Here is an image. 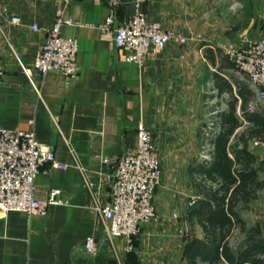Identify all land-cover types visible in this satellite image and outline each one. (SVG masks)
<instances>
[{"label": "crops", "instance_id": "obj_1", "mask_svg": "<svg viewBox=\"0 0 264 264\" xmlns=\"http://www.w3.org/2000/svg\"><path fill=\"white\" fill-rule=\"evenodd\" d=\"M124 1L118 21L133 11L131 0ZM109 11L106 0H0V127L33 129L37 140L68 164L66 169L46 164L36 176L38 198L46 199L51 188H58L65 204L49 206L44 217L0 214V264H118L92 209L93 193L101 204L110 202L103 158L133 151L141 127L153 134L162 182L154 196L157 218L142 226L134 250L125 251L123 238L116 242L124 264H190L189 248L204 235L188 219L190 200L198 195L195 180L204 178L195 168L210 159L201 156L203 94L211 87L230 98L228 91L219 93L218 70L233 93V76L253 90L245 76L238 78L228 67L225 51L264 36V0H147L143 11L149 19L191 39L150 52L142 63L127 61L128 52L114 47L102 26ZM59 15L75 21L61 30L78 39L79 74L74 79L59 71L42 74L33 66ZM214 131L209 130L210 143ZM238 211L264 233V203ZM90 235L99 245L94 254L84 246Z\"/></svg>", "mask_w": 264, "mask_h": 264}, {"label": "built area", "instance_id": "obj_2", "mask_svg": "<svg viewBox=\"0 0 264 264\" xmlns=\"http://www.w3.org/2000/svg\"><path fill=\"white\" fill-rule=\"evenodd\" d=\"M70 1L64 0L65 3ZM106 2L110 11L102 26L112 36L114 47L128 52L125 56L127 61L142 63L144 56L150 52H160L171 43L183 46L191 39L175 29L165 27L158 20L149 19L143 11L147 0H131L133 11L122 21L117 19V10L125 1ZM12 21L18 23L20 19L13 17ZM73 23V19L59 15L48 30L46 41L36 52L33 62L34 68L40 73L59 71L70 79L78 76V39L66 37L61 32L63 25ZM33 29L39 30V27L33 25ZM225 54L245 76L256 99L264 102V36L257 40H247L237 48L227 47ZM253 142L255 145L259 143ZM213 148L214 145L208 146L209 151ZM210 156L209 152L204 157ZM46 164L61 169L68 167V164L57 159L52 147L37 140L33 129L0 127V214L19 211L28 216L44 217L49 206L66 203L60 197L61 190L58 188H51L46 199L37 197L36 176ZM103 164L108 167L106 177L111 200L107 204H101L94 196L85 169L78 162L77 167L93 193L92 209L103 226L104 238L110 244L118 264H124L117 240H125V251L134 250V239L142 226L157 218L154 196L162 182V167L152 132L144 127L139 128L135 149L113 160L105 157ZM198 198V195L193 196L189 204L193 205ZM84 246L88 253H96L99 248L97 238L94 235L88 236Z\"/></svg>", "mask_w": 264, "mask_h": 264}, {"label": "trees", "instance_id": "obj_3", "mask_svg": "<svg viewBox=\"0 0 264 264\" xmlns=\"http://www.w3.org/2000/svg\"><path fill=\"white\" fill-rule=\"evenodd\" d=\"M215 78L219 93L225 90L231 94L227 109L218 112L220 132L210 159H203L195 168L204 178L195 180L199 198L190 206L188 219L191 225H199L204 235L193 241L188 258L190 264L199 260L209 264H264V233L259 225H249L238 211L239 204L258 200L259 191L264 190V161L250 148L252 141L264 143V106L254 104L256 94L244 81L233 76L235 94L225 78L218 73ZM236 229L245 235L238 251L230 244Z\"/></svg>", "mask_w": 264, "mask_h": 264}, {"label": "rangeland", "instance_id": "obj_4", "mask_svg": "<svg viewBox=\"0 0 264 264\" xmlns=\"http://www.w3.org/2000/svg\"><path fill=\"white\" fill-rule=\"evenodd\" d=\"M248 40H251V39H248ZM246 41L247 40H245L244 43ZM228 62H229L228 63L229 64L228 67H230V68L233 69V73L235 75L239 76L238 78L241 77V78H243V80H245L243 74H241L238 71V69L235 67L234 62H232L231 60L230 61L228 60ZM218 72H219V75H220V72L221 71L218 70ZM221 73H223V72H221ZM221 77H223V76H221ZM217 93H218V91L217 92L216 91L215 92H212V89L210 87V88H208L205 91V94H203V99H202L203 100V107H204V109L206 111V116H205V120L206 121L204 122V127L206 129L204 131V139L205 140H203V142H202L203 143L202 144L203 147L201 149V152H202L201 153V156H203V155L206 156L207 154H209V152L210 153L212 152V151H209V149H208V146H211L213 144V143H210V141L208 139V137H209V130L213 127L212 128V131L215 130L214 133L218 134L220 132V127H219V121H220V119L218 117V112L226 108L227 101L229 99L227 94H224V96H222V94L221 95H217ZM251 104H252V106H254L253 105V101L251 102ZM254 104H260V105L264 106V102L258 101L256 99V97H255V100H254ZM244 124L246 125V124H248V122L247 121H244ZM243 128H245V126ZM243 128H240L239 131L242 130ZM212 138H214V136H212ZM250 148H251L252 151L255 150V149L259 150L260 151V158L264 161V143H258L257 145H255L254 142L252 141ZM261 169H262L261 176L264 177V164L262 165ZM259 194H260V198L258 200L252 201L249 204V206L251 204H254V203H264V190H260L259 191ZM245 206H248V205L239 204L238 205V208H243ZM251 213H254V212H251ZM194 227H195V230L197 231L200 226L199 225H194ZM231 242H232V244L234 246V250L235 251L240 250L241 247L244 244V239H243L242 234L239 231L234 232V234L230 238V243ZM216 264H219V263H216ZM220 264H222V263H220Z\"/></svg>", "mask_w": 264, "mask_h": 264}]
</instances>
